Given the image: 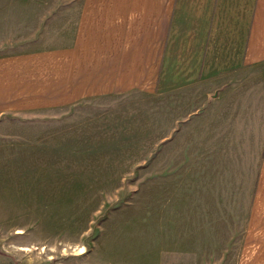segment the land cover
Segmentation results:
<instances>
[{"label":"crops","instance_id":"0c3cea01","mask_svg":"<svg viewBox=\"0 0 264 264\" xmlns=\"http://www.w3.org/2000/svg\"><path fill=\"white\" fill-rule=\"evenodd\" d=\"M0 47V117L202 93L187 136L220 162L187 180L189 208L212 236L242 219L233 264H264V0H0Z\"/></svg>","mask_w":264,"mask_h":264},{"label":"rangeland","instance_id":"374dc122","mask_svg":"<svg viewBox=\"0 0 264 264\" xmlns=\"http://www.w3.org/2000/svg\"><path fill=\"white\" fill-rule=\"evenodd\" d=\"M203 98L129 93L1 116L0 264H233L242 219L222 211L212 236L185 194L204 158L220 162L187 136Z\"/></svg>","mask_w":264,"mask_h":264}]
</instances>
